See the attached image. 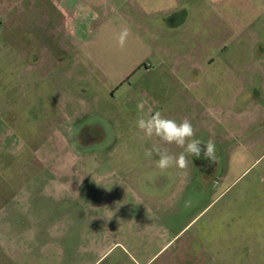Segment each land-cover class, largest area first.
Returning a JSON list of instances; mask_svg holds the SVG:
<instances>
[{
  "label": "rangeland",
  "instance_id": "rangeland-1",
  "mask_svg": "<svg viewBox=\"0 0 264 264\" xmlns=\"http://www.w3.org/2000/svg\"><path fill=\"white\" fill-rule=\"evenodd\" d=\"M243 1L160 48L92 30L84 56L49 0H0V264H173L213 213L247 237L264 205V0ZM156 111L213 140L216 162L158 169L146 150L184 149L136 127Z\"/></svg>",
  "mask_w": 264,
  "mask_h": 264
},
{
  "label": "crops",
  "instance_id": "crops-1",
  "mask_svg": "<svg viewBox=\"0 0 264 264\" xmlns=\"http://www.w3.org/2000/svg\"><path fill=\"white\" fill-rule=\"evenodd\" d=\"M49 1L63 17L62 30L58 32L62 33L61 31H63L67 37L68 45H64V48L76 49L84 56L92 42V30L93 33L100 34L108 28L110 32L116 33L127 27L130 30V35L137 39L141 45L147 47L146 49H153L156 47H154L155 43L159 46L163 43L162 39H165V35L174 34L179 27H183V33L188 35L196 33L201 28L205 30V32L203 30V35H206L207 27H211L206 17L211 16L212 10H215L217 6L220 8L225 6V10H227L226 7L229 5V0ZM235 5L237 8L239 6L243 8L244 1L236 0ZM218 9L215 12L216 16H218ZM94 22H96L95 26ZM190 39L188 36L184 38L185 42L188 40V46L191 44L189 43ZM199 43L203 44L201 49L204 52L199 55L197 60L191 62L194 67H202L203 63L209 61L205 50L207 47L212 50L206 40L199 41ZM257 44L261 48L260 50L264 51L262 42L258 41ZM87 56L91 55L88 53ZM178 61L180 60L178 59ZM261 61L264 59L260 54L256 62L260 63ZM255 71L264 75V64L258 65V69ZM240 75V79L244 81L245 71L240 72ZM243 173L242 171L234 179H238ZM229 186L218 188V191H221L218 196L233 189ZM258 191H260L259 200H261L264 198H261L264 188H260ZM219 208L217 211L224 215L229 212L231 207L225 203ZM213 214L210 216L203 234H196L188 244H181L180 247L184 251L182 253L179 250L174 255L173 264H264V205L256 209V220L253 221L255 227H252L247 237L240 232L237 226L235 228V226L229 225L228 219H225V225L213 224ZM246 241H248L249 247L247 255L245 252ZM147 263L148 261L145 264Z\"/></svg>",
  "mask_w": 264,
  "mask_h": 264
},
{
  "label": "clouds",
  "instance_id": "clouds-1",
  "mask_svg": "<svg viewBox=\"0 0 264 264\" xmlns=\"http://www.w3.org/2000/svg\"><path fill=\"white\" fill-rule=\"evenodd\" d=\"M130 36V30L125 27L118 35V44L123 48ZM138 108L143 113V104H139ZM136 127L143 132L148 138L157 137L166 145H176L184 149L178 156L172 154L167 148L149 149L145 151L146 157H152L153 151L159 157L156 160V167L161 171H165L172 167L187 169L189 161L187 155L200 158L203 157L212 163L216 162V145L211 139L202 141L195 138V129L188 119L177 122L174 119L166 118L161 112H150L147 117L141 115L136 121Z\"/></svg>",
  "mask_w": 264,
  "mask_h": 264
}]
</instances>
